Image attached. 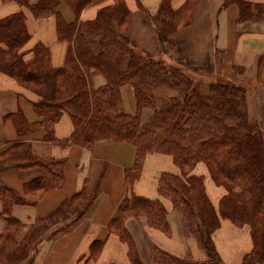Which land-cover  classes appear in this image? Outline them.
I'll return each mask as SVG.
<instances>
[{"label": "trees", "instance_id": "16d2710c", "mask_svg": "<svg viewBox=\"0 0 264 264\" xmlns=\"http://www.w3.org/2000/svg\"><path fill=\"white\" fill-rule=\"evenodd\" d=\"M27 8L36 19L55 18L59 40L68 43L65 65L54 68L51 52L42 42L25 50L31 40L23 9L0 19V74L36 92L34 109L41 121L30 123L21 112L12 116L20 134L34 125L45 128V140L61 146L76 145L93 149L97 142L110 140L128 143L136 150L134 165L125 171L126 198L110 221V232L129 247L132 264H143L134 239L125 226L129 217H146L150 227L171 234L167 209L161 199L138 196L134 186L140 179L148 155L160 152L172 157L179 173L164 172L158 193L169 198L187 228L205 251L207 259L179 258L155 247L154 264H222L214 234L222 219L242 227L249 225L253 249L243 264L264 263V130L249 120L247 90L241 85L214 81L210 93L203 95L201 81H194L184 70L136 48L126 36L131 12L125 0H113L95 19L83 21L82 11L104 0H1ZM198 0H187L174 10L171 0H163L156 15L149 14L162 41L190 24ZM66 3L75 19L68 22L60 6ZM237 5L239 22L264 21V5L244 0H225L224 7ZM102 33L101 52L95 55L90 38ZM31 55L28 59L27 56ZM125 56L127 68L122 69ZM102 75L106 85L96 89L94 77ZM132 85L137 111L120 108L119 89ZM168 90L176 93L164 107L158 98ZM144 109L152 111L151 122L142 123ZM64 115L72 119L74 130L67 139H57L55 126ZM205 164L211 178L225 189L218 208L210 200L202 176L194 174ZM40 168L43 175L25 187V194L42 196L58 189L65 178L66 161L45 160L34 155L31 145L16 143L0 154V167ZM100 194V181L89 190L87 185L64 201L53 213L39 219L22 241L17 234L21 222L12 215L15 205H33L24 195L0 186L2 215L7 227L0 234V264H23L35 246L68 230L89 211ZM104 242L91 245L89 260L101 255Z\"/></svg>", "mask_w": 264, "mask_h": 264}, {"label": "crops", "instance_id": "0c3cea01", "mask_svg": "<svg viewBox=\"0 0 264 264\" xmlns=\"http://www.w3.org/2000/svg\"><path fill=\"white\" fill-rule=\"evenodd\" d=\"M162 1L125 0L131 12L126 36L132 44L170 64H186L189 71L201 77L203 95L210 93V84L214 81L243 85L247 90L249 120L264 130V21L242 23L238 21L237 5L224 7L225 0H198L190 24L172 33L166 43L160 39L156 27L149 19V14L153 16L158 13ZM186 1L171 0L172 8L178 10ZM244 1L264 5V0ZM112 3L113 0H104L87 6L81 13V19H95L100 9ZM21 9L26 14L31 34L25 50L29 51L36 43L42 42L50 49L52 66L63 67L68 43L59 40L55 18L36 19L27 8H21L16 3L4 4L0 0V19ZM60 11L66 21H74V12L66 3L61 4ZM102 36V33H98L90 38V47L95 55L101 52ZM27 58L30 59L31 55ZM128 63L129 57L125 56L122 69L125 70ZM106 82L104 76L97 75L93 86L99 89ZM174 95L176 93L172 90L163 92L158 98L160 107L166 106ZM119 98L122 111L130 114L137 111L132 85L120 87ZM38 100L39 96L34 92L12 77L0 74V154L20 142L31 145L34 155L39 158L66 161L62 186L42 196L25 194L26 185L42 176V169H17L12 164L0 167V186L35 202L33 205H15L12 208V215L22 224L17 240L22 241L39 219L49 216L86 185L91 190L100 181V194L82 219L68 230L38 243L31 258L23 264H132L127 243L110 232L109 223L126 198L125 171L134 165L135 148L128 143L110 140L97 142L91 150L76 145L61 146L45 140L46 130L41 125H34L27 133H18L12 116L21 112L30 123L41 121L33 105ZM152 116L151 110L144 109L142 123L151 122ZM73 130L71 117L64 115L55 126V136L60 140L67 139ZM164 172L179 173L172 157L160 152L148 155L134 192L138 196L163 201L168 212L171 234L166 235L150 227L146 217H129L125 226L134 239L143 264H154L155 247L182 259L205 261V251L190 233L180 213L173 208L169 198H162L158 193L159 179ZM194 174L203 177L207 194L218 208L226 193L225 189L213 181L203 163L196 167ZM6 227L0 196V234ZM98 241L104 242L103 251L98 259L89 260L91 245ZM214 241L222 264H243L253 249L250 226L239 227L227 219H222L220 228L214 234Z\"/></svg>", "mask_w": 264, "mask_h": 264}, {"label": "rangeland", "instance_id": "374dc122", "mask_svg": "<svg viewBox=\"0 0 264 264\" xmlns=\"http://www.w3.org/2000/svg\"><path fill=\"white\" fill-rule=\"evenodd\" d=\"M154 57V56H153ZM157 59V58H156ZM160 60V59H158ZM162 61V60H161ZM166 65L168 66H172V67H177L180 68L182 70H184L194 81H201L200 80V76L198 74H194L193 71H189L187 68V65H182L180 64H170L169 62L163 61ZM202 83V82H201ZM239 85V84H238ZM242 87H244L243 85H241ZM27 89V88H26ZM31 91V90H30ZM33 92V91H32ZM36 95H38L36 92H34ZM204 166V165H203Z\"/></svg>", "mask_w": 264, "mask_h": 264}]
</instances>
